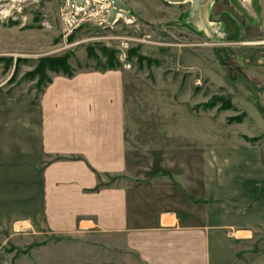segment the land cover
Listing matches in <instances>:
<instances>
[{
    "label": "crops",
    "instance_id": "1",
    "mask_svg": "<svg viewBox=\"0 0 264 264\" xmlns=\"http://www.w3.org/2000/svg\"><path fill=\"white\" fill-rule=\"evenodd\" d=\"M235 2L248 24L254 0ZM253 104L198 168L188 154L133 182L121 69L0 92V264H264L240 245L264 231V89Z\"/></svg>",
    "mask_w": 264,
    "mask_h": 264
},
{
    "label": "rangeland",
    "instance_id": "2",
    "mask_svg": "<svg viewBox=\"0 0 264 264\" xmlns=\"http://www.w3.org/2000/svg\"><path fill=\"white\" fill-rule=\"evenodd\" d=\"M123 1L133 19L104 26L106 9L95 1L76 15L72 0H0V92L28 91L37 99L52 76L66 75L55 58H66L72 75L121 69L129 180L140 170L151 177L155 169L182 166L178 159L188 154L198 168L202 142H235V125L247 115L240 105L251 110L264 89V0H254L248 24L235 0ZM158 153L164 161H153ZM259 233L240 244L246 253L264 244Z\"/></svg>",
    "mask_w": 264,
    "mask_h": 264
},
{
    "label": "built area",
    "instance_id": "3",
    "mask_svg": "<svg viewBox=\"0 0 264 264\" xmlns=\"http://www.w3.org/2000/svg\"><path fill=\"white\" fill-rule=\"evenodd\" d=\"M92 1H95V2L103 4L102 9H106L107 16H105V18L101 19L99 24L107 26L106 23H107V20H108V17H109V14H110V10H111L112 6H111V8H108V7L106 8L105 5H104L105 4L104 0H83L82 4L79 3L77 0H72L71 4H72V7H74L75 11L77 12L76 15H79V13L84 12L89 6H91ZM100 13H103V12L100 11ZM94 16H97V13H94ZM118 19L119 18L116 15V18H115L114 22H116ZM127 20H129V19H127Z\"/></svg>",
    "mask_w": 264,
    "mask_h": 264
},
{
    "label": "water",
    "instance_id": "4",
    "mask_svg": "<svg viewBox=\"0 0 264 264\" xmlns=\"http://www.w3.org/2000/svg\"><path fill=\"white\" fill-rule=\"evenodd\" d=\"M79 3H83V0H77ZM113 7L110 10V14L107 20L106 25H111L112 23H114L115 18L117 13L123 11L125 14L128 15L129 12V7L125 4V2L123 0H111ZM170 2H175V3H179V2H183L186 0H169ZM196 3H198L199 0H194Z\"/></svg>",
    "mask_w": 264,
    "mask_h": 264
},
{
    "label": "trees",
    "instance_id": "5",
    "mask_svg": "<svg viewBox=\"0 0 264 264\" xmlns=\"http://www.w3.org/2000/svg\"><path fill=\"white\" fill-rule=\"evenodd\" d=\"M109 61H110L109 66L110 65H113L111 58L109 59ZM51 62L54 63L55 67L61 69L64 72V74H66L68 76H71L72 75V72L69 71V66L66 63V58H55V59H51ZM251 141H254V139H251Z\"/></svg>",
    "mask_w": 264,
    "mask_h": 264
},
{
    "label": "bare ground",
    "instance_id": "6",
    "mask_svg": "<svg viewBox=\"0 0 264 264\" xmlns=\"http://www.w3.org/2000/svg\"><path fill=\"white\" fill-rule=\"evenodd\" d=\"M15 1H18V0H15ZM105 1V7L107 8H111V6L113 7V4H112V1L111 0H104ZM9 12H7V11H4L3 12V14H8ZM117 16H118V18H120V17H123V18H125V19H133V15H131V13H130V11L128 12V15L127 14H125L123 11H121V12H119V13H117ZM219 28L217 27V28H215V30L216 31H219L218 30Z\"/></svg>",
    "mask_w": 264,
    "mask_h": 264
}]
</instances>
